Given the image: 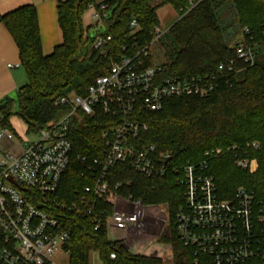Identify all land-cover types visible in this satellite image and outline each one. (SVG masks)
Masks as SVG:
<instances>
[{"label": "trees", "instance_id": "trees-1", "mask_svg": "<svg viewBox=\"0 0 264 264\" xmlns=\"http://www.w3.org/2000/svg\"><path fill=\"white\" fill-rule=\"evenodd\" d=\"M95 1L58 2L63 41L50 54L42 50L35 5L24 4L0 15V22L18 47L20 64L28 78L15 97L0 100V125L10 127V118L19 115L30 131L46 127L68 109L56 105L57 98L71 91L85 96L93 81L108 73L112 61L120 57L123 44L130 43L133 19L140 26L139 41L148 44L153 28L160 26L158 9L170 4L179 19L158 40L157 56L151 50L146 63L162 65L163 76L215 74L218 87L206 96L170 98L161 110L147 112L149 129L142 134L139 147L155 145L159 152H171L179 164L200 162L207 150L220 147L225 153L209 159L206 170L214 177L220 196L232 198L243 186L264 202V0H202L188 12L187 0H104L108 17L102 34L113 35L104 50L92 46L93 37L84 36L83 15ZM245 28L250 31L246 39L258 44L252 64L236 54ZM109 120L103 113L90 116L78 110L69 124L74 154L101 155V131L110 125ZM255 141L259 143L257 148L252 146ZM234 145L239 154L257 158L259 167L255 173L235 164L229 152ZM79 169L74 162L64 180L63 190L70 200L77 198L76 189L92 183L81 176ZM179 178L174 171L148 177L122 163L109 171L111 184L120 183L118 193L122 197L167 207L168 220L158 243L171 246L173 264H194L192 252L180 241L176 228V214L185 204ZM112 210L109 200H99L95 214L71 215L73 234L65 246L69 264H90L93 251L99 253L103 264H163L161 258L134 254L121 239L109 237L103 221ZM97 221L102 225L96 229ZM111 252H116L114 260Z\"/></svg>", "mask_w": 264, "mask_h": 264}, {"label": "built area", "instance_id": "built-area-1", "mask_svg": "<svg viewBox=\"0 0 264 264\" xmlns=\"http://www.w3.org/2000/svg\"><path fill=\"white\" fill-rule=\"evenodd\" d=\"M201 1L187 0L186 12ZM106 9L104 0L91 3L84 29V36L89 37L92 29L104 27L91 36L92 46L103 50L113 40V35L102 34ZM139 29L133 19L130 43L123 44L120 57L112 61L107 74L93 81L85 96L71 91L56 99V105L68 109L46 127L30 131L25 124L19 132L13 125H0V142L18 147L14 152L0 146V264H57L55 253L64 251L69 256L65 246L73 234L71 215L95 214L99 200L112 203L113 210L103 221L108 235L110 228L122 230L125 243L128 234L144 235L149 226L148 208L158 205H146L141 199L118 193L120 183L113 185L109 180L110 168L118 163L148 177L170 171L180 175L185 204L176 214V228L180 241L191 250L194 264H264V202L243 186L232 198H222L214 177L206 173L209 159L225 153L222 148L207 150L200 162L179 164L171 152H159L155 145L139 147L142 134L149 129L147 112L161 110L170 98L206 96L218 87L215 74L163 76L164 67L147 64L146 59L164 30L155 26L151 42L142 44ZM249 34L245 28L244 36ZM256 49L246 39L236 47V54L252 64ZM78 110L110 118V125L101 131V155L74 154L69 124ZM252 146L257 148L259 143L252 142ZM229 152L238 167L257 171V158L239 154L236 145ZM74 162L80 166L81 176L92 183L76 189L77 198L70 200L63 184ZM121 197L127 202L124 210L116 209ZM161 213L168 220V212L162 209ZM101 225L97 221L95 228ZM110 258L114 260L116 252H111Z\"/></svg>", "mask_w": 264, "mask_h": 264}, {"label": "crops", "instance_id": "crops-1", "mask_svg": "<svg viewBox=\"0 0 264 264\" xmlns=\"http://www.w3.org/2000/svg\"><path fill=\"white\" fill-rule=\"evenodd\" d=\"M59 1L60 0H0V15L24 4L35 5L42 38V50L44 54H50L55 46L61 44L63 41V34L60 35L62 30L57 15V4ZM88 18L89 14L88 11H86L83 15V23L85 26L88 24ZM51 29L56 32L53 37L50 33ZM20 62L18 47L11 33L0 22V100L7 96L15 97L17 90L27 83V74L25 69L21 67ZM10 64H12L13 67H9ZM16 64H20V66L16 67ZM12 117L10 118V122L13 125ZM7 143L11 144L8 149L0 146L7 151H18L16 144L11 142Z\"/></svg>", "mask_w": 264, "mask_h": 264}, {"label": "rangeland", "instance_id": "rangeland-1", "mask_svg": "<svg viewBox=\"0 0 264 264\" xmlns=\"http://www.w3.org/2000/svg\"><path fill=\"white\" fill-rule=\"evenodd\" d=\"M101 1V0H96ZM158 17L160 21V28L164 30V34L168 31L169 27L179 19L178 12L171 6L170 4L161 6L158 11ZM89 21V20H88ZM85 29V25H84ZM58 31V30H57ZM242 32V30H241ZM50 33L53 36H55V33L52 29L50 30ZM62 33L60 32V35ZM163 34V36H164ZM242 34V33H241ZM239 41L246 40V36L242 34ZM159 42L157 41L156 46H152L151 50L153 51L154 55L158 53L157 48ZM254 46L258 47V44L256 42L253 43ZM157 56V54L155 55ZM22 67V66H21ZM23 68V67H22ZM12 123L17 128L19 132H22L25 129V123L23 119L19 118V116L14 115L12 117ZM10 126H12L10 122ZM28 139H31V135H25ZM0 145L6 149L10 147V143L7 142H1ZM127 202L121 198L118 199V203L116 206V209L118 210H124L126 208ZM164 210L167 212V207L165 205H158L157 207H150L148 208L149 212V226L147 228V232L144 235H137V234H128L125 243L123 241V244L126 247H129V250L134 254H145V255H152L157 256L162 259L163 264H173L174 255L173 251L170 245H163L161 243H158V237L160 236L164 226L166 225L167 219L166 216L161 213V210ZM151 220V221H150ZM125 232L122 230L116 229V228H110L109 230V237L113 240H119L124 238ZM54 261L57 262V264H69V256L64 251H59L55 253L53 256ZM90 264H103L100 258V255L97 251H93L90 254L89 259Z\"/></svg>", "mask_w": 264, "mask_h": 264}, {"label": "water", "instance_id": "water-1", "mask_svg": "<svg viewBox=\"0 0 264 264\" xmlns=\"http://www.w3.org/2000/svg\"><path fill=\"white\" fill-rule=\"evenodd\" d=\"M100 28H104L102 25L99 27V28H97V29H92L91 31H90V35L91 36H94L95 35V33L100 29Z\"/></svg>", "mask_w": 264, "mask_h": 264}]
</instances>
